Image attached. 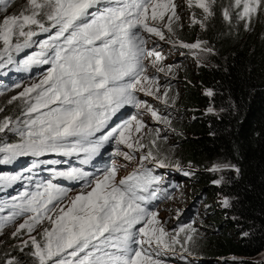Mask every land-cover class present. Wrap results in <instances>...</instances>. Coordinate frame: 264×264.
Here are the masks:
<instances>
[{
    "label": "snow or ice",
    "instance_id": "6c2138e0",
    "mask_svg": "<svg viewBox=\"0 0 264 264\" xmlns=\"http://www.w3.org/2000/svg\"><path fill=\"white\" fill-rule=\"evenodd\" d=\"M187 3L202 10L203 19L193 13L191 20L205 28L207 19L215 15L216 0ZM13 4L14 0H0L4 6L0 8V60L11 61L14 51L36 43L40 51L24 64L48 68L42 79L9 101L22 100L24 107L15 120L0 119V134L19 137L15 143H0V164L32 156L37 158L34 168L44 163L68 166L49 169L52 178L37 183L35 191L0 201V212L6 206L13 209L0 217V233L18 217H26L12 235L27 233L22 243L31 245L36 264H164L161 253H175L177 245L187 252L179 234L185 233L184 240L190 241L187 233L193 230L181 227L169 233L157 220L158 213L147 207V202L159 198L162 178L145 162L166 167L152 149L167 135L161 137L155 129L154 138L145 144L148 125L140 115L119 124L111 122L131 105L156 122L169 123L166 115L137 95L144 93L168 105V91L161 92L164 86L158 73H170L172 68L161 66L164 56L158 41L189 49L197 60L214 50L205 41L188 44L166 37L165 29L174 34L173 25L180 19L174 0H25L18 13L7 14ZM262 14L264 0H231L221 10L227 22L236 19L245 28ZM42 34L44 39L34 40ZM149 67L155 70L151 74ZM206 95L214 93L208 90ZM107 142L115 143V155L126 163L112 162L97 177L82 165L90 163ZM48 154L76 158L81 166L68 159H39ZM134 161L137 167L120 176L121 167ZM225 170L240 171L230 162L210 169ZM19 179L0 175V182ZM60 180L80 183L83 190L70 197V189ZM213 183L219 185L223 178ZM223 205L230 206L228 198ZM6 264L18 261L13 257Z\"/></svg>",
    "mask_w": 264,
    "mask_h": 264
},
{
    "label": "trees",
    "instance_id": "16d2710c",
    "mask_svg": "<svg viewBox=\"0 0 264 264\" xmlns=\"http://www.w3.org/2000/svg\"><path fill=\"white\" fill-rule=\"evenodd\" d=\"M230 4L231 0H216L215 15L207 19L205 28L190 22L180 33L187 41L207 42L215 55L212 65L184 70L176 104L168 108L175 117L169 134L174 149L154 153L174 168L187 167L181 168L180 176L194 182L186 183L194 191L185 198L188 210L180 223L193 226L199 234L194 247L182 241L187 252L176 246L175 252L187 258L161 253L164 264H264L257 258L264 253V14L245 28L242 21L229 23L222 17V8ZM4 70L0 66V77L6 79H0V92L15 85ZM208 90L214 95H206ZM3 104L0 119L15 120L21 104ZM7 139L19 140L12 139L11 133L0 134V143ZM222 162L235 165L239 173L210 171ZM220 178L223 183H213ZM220 196L228 198L229 207L220 199L213 201ZM205 215L206 222H200ZM13 255L18 264L32 263L31 257ZM6 261L0 259V264Z\"/></svg>",
    "mask_w": 264,
    "mask_h": 264
},
{
    "label": "rangeland",
    "instance_id": "374dc122",
    "mask_svg": "<svg viewBox=\"0 0 264 264\" xmlns=\"http://www.w3.org/2000/svg\"><path fill=\"white\" fill-rule=\"evenodd\" d=\"M176 6H177V14L180 17L179 21L173 25L174 28V34H170L165 29L166 37H170L171 39H175L178 41H182L184 43H194L185 40L180 36V33L183 31V29L187 26L188 23L192 22L191 15L194 13L196 18L198 19V16L203 14L202 10L199 12L196 10L195 7H189L187 0H174ZM17 5L15 8H13L14 5ZM25 0H14V4L8 8L7 14H15L18 13L24 6ZM4 6H0V8H3ZM182 25V26H181ZM44 39V35L42 34L39 37H35L34 40H42ZM157 38L153 37V40ZM196 42V41H195ZM152 41H149V46H151ZM160 45V50L162 51V54L164 56V60L161 62V66L167 68L168 66H171L172 71L168 73L167 71L164 73H158L159 76V83L160 85L164 86L161 89V92L165 90V88L168 91V105H164L160 100H156L154 97L146 96L144 93H140V96L138 97L140 100H147L149 104L153 105V107L160 110V112L167 116V119L169 123H160L152 120L149 116L143 115L142 110L140 116L145 120V122L148 125L147 135L144 136L143 142L145 144H148L151 139L154 138V130L159 129L161 137H163L165 134H167V140L160 139L157 142V146L153 147V153H165L162 150L174 149V146L172 144V135L173 133V126L175 123V117L173 114L169 113L168 108L174 107L176 104L177 99V89L179 88L178 85L182 83L184 79V70L191 68V67H201L205 65H212L213 63V56L215 55V51H213L212 54H202L201 58L197 60L192 54L189 49L183 48V47H174L172 44L167 43L165 41H158ZM209 46V45H208ZM210 47V46H209ZM212 48V47H211ZM213 49V48H212ZM28 50L31 53H26L25 51ZM214 50V49H213ZM40 49L38 47V44L34 43L31 46L27 48L21 49L19 52H13L12 58L18 62L24 70L27 71V75L24 76L16 85H12L10 87H7L5 90L0 92V109H4L6 104H3L7 101H10L13 96H16L20 91H22L25 87L30 86L33 83L38 82L42 77L44 76L48 65H45L44 69L40 73H35L33 70L34 66L36 64L25 66L24 61L28 59V56L32 53L39 52ZM6 61H8L7 57H4L3 60H0V65L4 64ZM155 70L149 67L148 72L151 74ZM22 74L25 73V71H20ZM19 85L20 87H17ZM9 88V89H8ZM14 102V101H12ZM15 102H18L21 104V108L17 111L16 116L21 115V110L24 107V102L22 100H16ZM171 110V109H170ZM174 117V118H173ZM12 134V133H11ZM170 134V135H169ZM19 138L15 134H12V139ZM11 139L3 140L2 143H10ZM122 149L127 150L124 148L123 145L120 146ZM115 148L113 149V161L120 166H123L126 162L123 160L122 157L115 155ZM158 149V152L156 151ZM169 151V150H168ZM169 151V152H170ZM2 155V154H0ZM32 158V156H25L24 159L29 161ZM139 159V156H137V160ZM147 168L154 169L155 171L161 170L166 174L168 177L170 173L175 174L174 181H178L179 183V189L176 193L175 197L170 200L168 203H166L157 213V220L160 222V224L168 231L169 233H172L174 230H178L181 227H185V225L181 224V218L184 216V213L188 210V199L187 194L191 191H194L190 188V185L186 183H194L192 180H185L182 176H180V170L181 168L186 169L187 167H176L170 166L166 164V167H155L153 163L151 162H145ZM135 167H137V163L134 161L132 163H129L127 167H121L120 169V176H125L129 174ZM20 171V173L27 174V168L25 167H17L14 171L6 170V169H0V175H3L5 177L8 176H19L15 172ZM178 170V171H177ZM167 171V172H166ZM170 171V173H169ZM20 177V176H19ZM20 180L17 181H8L5 180L3 182H0V198L5 197L4 199H0V201L9 200L13 197H20L23 193H19V191H14L17 185H19ZM82 188L77 189V191L69 193V196H74L76 193L82 191ZM12 191V192H10ZM14 191V192H13ZM181 195H180V194ZM17 194V195H14ZM225 197L220 196V198H216L213 201L221 200L223 203ZM210 199V198H209ZM214 199V198H213ZM200 205V204H199ZM13 211L11 207L6 206L5 210L3 212H0V217L6 216L8 212ZM26 217H18L17 220L14 223H10L6 225L3 232L0 233V259H10L13 258V254H20L23 256L31 257L32 263L36 264L35 258L31 255L32 247L29 245L28 247H25L22 243V241H25L28 239V235L26 232L20 233L18 236L13 237L12 233L16 230V227L19 223H22L23 220ZM207 220V215L204 217H201L199 219L200 222L204 223ZM190 224H193V221L190 222ZM46 226V225H45ZM176 226V227H175ZM178 226V227H177ZM193 231L187 233V235L191 236L190 241H185V233H180L179 237L181 241L186 242L188 246H192L195 244L197 237H199V234L197 230L192 226L190 227ZM38 231H42V229H39ZM32 235H36L37 239L40 240L41 236L37 235L36 232H33ZM179 246V245H177ZM23 249V250H21ZM16 251V252H15ZM15 252V253H14ZM185 258V254H181L179 252H175ZM12 256V257H10ZM161 258V257H160ZM258 259L264 260V253L257 257ZM166 260V259H164ZM181 261H178L179 264ZM167 264H173L167 262Z\"/></svg>",
    "mask_w": 264,
    "mask_h": 264
},
{
    "label": "bare ground",
    "instance_id": "6f19581e",
    "mask_svg": "<svg viewBox=\"0 0 264 264\" xmlns=\"http://www.w3.org/2000/svg\"><path fill=\"white\" fill-rule=\"evenodd\" d=\"M4 71H5V70H4ZM1 72H3V71H1ZM4 73H5V72H4ZM0 74H1V73H0ZM0 79H3L2 81H4L5 78H4L3 76H1ZM5 80H6V79H5ZM2 84H3V83H2ZM9 84H12V83H9ZM5 86H6V85H5ZM0 87H1V86H0ZM3 88H6V87H3ZM8 89H9V88H8ZM2 91H3V90H2ZM173 118H174V117H173ZM19 160L21 161V158H19ZM14 162L16 163L17 160H15ZM174 176H175L174 173H170V174H169V178H174ZM177 182H178V181H177ZM179 194H180V193H179ZM180 195H181V194H180ZM175 227H176V226H175ZM177 227H178V226H177Z\"/></svg>",
    "mask_w": 264,
    "mask_h": 264
}]
</instances>
